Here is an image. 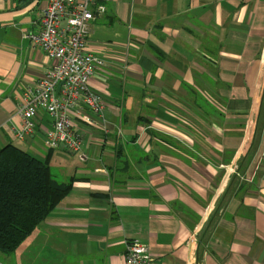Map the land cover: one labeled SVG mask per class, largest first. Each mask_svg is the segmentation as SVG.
Segmentation results:
<instances>
[{
	"label": "crops",
	"instance_id": "0c3cea01",
	"mask_svg": "<svg viewBox=\"0 0 264 264\" xmlns=\"http://www.w3.org/2000/svg\"><path fill=\"white\" fill-rule=\"evenodd\" d=\"M87 50L108 133L77 118L80 153L48 150L51 119L14 137L23 90L55 61L28 35L46 0H0V149L78 156L71 189L0 264H264V0H105ZM45 158V159H46ZM63 182V181H60Z\"/></svg>",
	"mask_w": 264,
	"mask_h": 264
},
{
	"label": "built area",
	"instance_id": "2783aa9c",
	"mask_svg": "<svg viewBox=\"0 0 264 264\" xmlns=\"http://www.w3.org/2000/svg\"><path fill=\"white\" fill-rule=\"evenodd\" d=\"M104 1L46 0L39 30L28 35V40L55 64L23 90L14 113L19 126H11L16 139L24 140L32 134L38 111L51 119V128L45 133L49 150L80 153L83 141L77 118L108 133L104 98L89 85L105 67L104 62L87 50L89 24L105 12ZM124 262L154 264L148 247L137 240L127 243Z\"/></svg>",
	"mask_w": 264,
	"mask_h": 264
},
{
	"label": "trees",
	"instance_id": "16d2710c",
	"mask_svg": "<svg viewBox=\"0 0 264 264\" xmlns=\"http://www.w3.org/2000/svg\"><path fill=\"white\" fill-rule=\"evenodd\" d=\"M44 161L8 144L0 149V253L10 255L71 189Z\"/></svg>",
	"mask_w": 264,
	"mask_h": 264
},
{
	"label": "rangeland",
	"instance_id": "374dc122",
	"mask_svg": "<svg viewBox=\"0 0 264 264\" xmlns=\"http://www.w3.org/2000/svg\"><path fill=\"white\" fill-rule=\"evenodd\" d=\"M47 149H42V157L39 158V160H45L48 153ZM48 165L53 178L58 182H65L64 180L66 177H64L63 174L66 173L68 175L69 171H72L77 165H82V163L78 160V156L76 155L69 156L68 153L54 151L48 157Z\"/></svg>",
	"mask_w": 264,
	"mask_h": 264
}]
</instances>
